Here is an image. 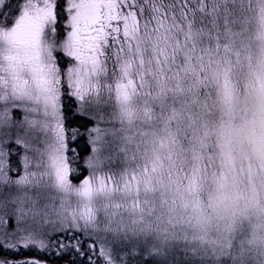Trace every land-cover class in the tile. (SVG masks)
I'll return each instance as SVG.
<instances>
[{"label":"snow or ice","instance_id":"1","mask_svg":"<svg viewBox=\"0 0 264 264\" xmlns=\"http://www.w3.org/2000/svg\"><path fill=\"white\" fill-rule=\"evenodd\" d=\"M0 264H264V0H0Z\"/></svg>","mask_w":264,"mask_h":264},{"label":"rangeland","instance_id":"2","mask_svg":"<svg viewBox=\"0 0 264 264\" xmlns=\"http://www.w3.org/2000/svg\"><path fill=\"white\" fill-rule=\"evenodd\" d=\"M245 168H247V162H245ZM257 183H259V181H257ZM237 184L239 186L240 193L242 194V198L236 201L234 205V210L242 212L246 208L248 209L249 215L251 216V223L248 224L247 220H245V223L248 224L250 234L252 226L257 223V218L255 214L252 212L251 208L248 207V200L251 198L252 187L246 175L238 177Z\"/></svg>","mask_w":264,"mask_h":264},{"label":"trees","instance_id":"3","mask_svg":"<svg viewBox=\"0 0 264 264\" xmlns=\"http://www.w3.org/2000/svg\"><path fill=\"white\" fill-rule=\"evenodd\" d=\"M237 186H238V184H237ZM238 189H239V186H238ZM240 191V190H239ZM246 193H248V192H246ZM205 199H207V194H205Z\"/></svg>","mask_w":264,"mask_h":264}]
</instances>
